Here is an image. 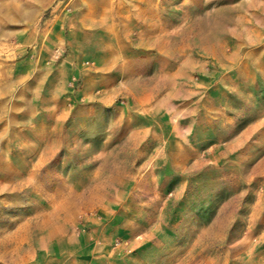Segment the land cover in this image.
Here are the masks:
<instances>
[{"label":"rangeland","instance_id":"rangeland-1","mask_svg":"<svg viewBox=\"0 0 264 264\" xmlns=\"http://www.w3.org/2000/svg\"><path fill=\"white\" fill-rule=\"evenodd\" d=\"M0 264H264V0H0Z\"/></svg>","mask_w":264,"mask_h":264},{"label":"crops","instance_id":"crops-1","mask_svg":"<svg viewBox=\"0 0 264 264\" xmlns=\"http://www.w3.org/2000/svg\"><path fill=\"white\" fill-rule=\"evenodd\" d=\"M6 33L4 31H1L0 30V40H4V39H7V35H5Z\"/></svg>","mask_w":264,"mask_h":264}]
</instances>
